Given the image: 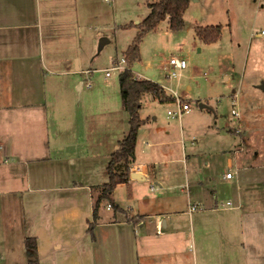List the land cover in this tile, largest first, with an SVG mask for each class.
Returning a JSON list of instances; mask_svg holds the SVG:
<instances>
[{"label":"crops","instance_id":"0c3cea01","mask_svg":"<svg viewBox=\"0 0 264 264\" xmlns=\"http://www.w3.org/2000/svg\"><path fill=\"white\" fill-rule=\"evenodd\" d=\"M130 1L143 13L124 21L121 0H0V204L17 205L16 217L6 220L2 211L1 224L7 230L13 220L22 254L3 230L0 264H29L27 237L36 239L37 264H256L262 252L264 214L251 210L243 187L261 192L264 177L242 174L235 156L242 144L230 153L190 152L181 120L190 111L175 127L158 124L144 113L157 100L144 96L128 183L111 193L119 209L102 201L89 224L110 156L128 130L119 78L93 79L92 44L125 39L128 47L136 29L122 26L140 22L153 0ZM166 60L156 68L147 60L145 71L163 70ZM132 72L186 101L187 91L161 76Z\"/></svg>","mask_w":264,"mask_h":264},{"label":"rangeland","instance_id":"374dc122","mask_svg":"<svg viewBox=\"0 0 264 264\" xmlns=\"http://www.w3.org/2000/svg\"><path fill=\"white\" fill-rule=\"evenodd\" d=\"M118 9L124 21H128L143 13L144 6H133L131 1L121 0ZM195 25H221L220 37L215 42L204 43L195 36ZM262 28L264 0L192 1L184 12L183 28L172 31L168 27L167 19L161 21L154 30L143 37L140 44L141 62H134L131 66L132 69L149 76L159 75L167 84L177 85L180 94L187 91L183 98L190 104V113L184 115L181 120L184 131L188 134L185 143L190 152L193 148L208 153L229 152L242 144L241 150L235 154L242 163V174L261 183L264 181H261L264 177V88H260V84L264 83V35L260 34ZM125 41L122 39L117 45L112 41L102 49L99 44H92L94 81L105 84L106 81L118 80L121 69L112 68V59L122 58ZM170 55L184 57L186 60L187 67L181 70L180 75L168 78L164 70L145 71L143 63L147 60L156 68L163 58ZM109 68H112V76L105 80L104 71ZM235 93L238 117H234L230 112V97ZM151 96L147 93L144 98L152 100ZM200 102L205 103L208 109L200 108ZM169 103L172 102L153 101L145 106L144 113L149 119L156 115L158 124H170L175 127L173 125L179 120L177 117L168 116L167 111L175 108ZM226 125L231 128L225 130ZM190 133L195 134L190 137ZM191 139H194V146H191ZM217 171H220L219 168ZM243 188L244 194L251 198V210L259 209L264 214V201L263 198L259 199L264 196L263 186H258L261 192L247 185ZM16 206L0 204V235L3 230L7 231L8 243L17 249L16 255L20 256L22 254L17 242L15 223L13 224V220L12 223L11 220L7 221V230L1 224L2 211L8 210L5 214L6 220L12 216L16 217ZM259 229L264 237V221L260 223ZM261 251H264L263 242ZM262 252L258 255L256 264H264Z\"/></svg>","mask_w":264,"mask_h":264},{"label":"trees","instance_id":"16d2710c","mask_svg":"<svg viewBox=\"0 0 264 264\" xmlns=\"http://www.w3.org/2000/svg\"><path fill=\"white\" fill-rule=\"evenodd\" d=\"M189 5V0H153L148 3V14L138 23L129 22L122 28H135L137 31L123 52L125 67L120 71L119 86L122 104L128 114V130L119 141V147L115 150L107 164L108 181L100 186V193L93 205V218L89 223L93 225L98 219V207L102 201H107L116 211L119 209L114 203L111 193L118 183H128L130 177V164L135 152V142L139 127L143 120L139 115V109L143 96L150 93L160 102H175L174 96L168 95L162 85L150 79L137 78L132 72L131 66L140 61V44L143 37L154 30L157 25L167 19L168 27L172 31H178L184 26V12ZM221 25H196L195 36L204 43H212L218 40L221 34ZM183 102H186L182 100ZM138 222V217H132ZM25 247L29 257V264H37L36 239L25 238Z\"/></svg>","mask_w":264,"mask_h":264},{"label":"built area","instance_id":"2783aa9c","mask_svg":"<svg viewBox=\"0 0 264 264\" xmlns=\"http://www.w3.org/2000/svg\"><path fill=\"white\" fill-rule=\"evenodd\" d=\"M260 34L264 35V28H262L260 30ZM125 67V59L124 57H122L120 60H116L114 61V65H113V69H123ZM187 67V62L185 60L184 57H178L175 55H170L167 60H166V64L163 67V70L166 73V76L168 78H175L176 76L180 75L181 70ZM112 68H109L106 70V75L110 74V70ZM205 75V73H204ZM176 102L178 104V109L177 110H168L167 114L170 117H177L180 116L182 113L184 112H188L190 110V106L187 102H183L182 99L178 98L176 99ZM230 106H231V115H233L234 117H238L239 116V110L237 108V101L236 99L231 100L230 102ZM132 170L137 171L136 168H132ZM225 178H231L233 176V173L231 170L227 171L224 174ZM229 204V202H227ZM108 207H110V205L108 204ZM157 222H161L160 218H156Z\"/></svg>","mask_w":264,"mask_h":264},{"label":"water","instance_id":"95a60500","mask_svg":"<svg viewBox=\"0 0 264 264\" xmlns=\"http://www.w3.org/2000/svg\"><path fill=\"white\" fill-rule=\"evenodd\" d=\"M260 88H264V83H261L260 84ZM199 107H201V108L202 107L207 108V105L201 102V103H199ZM140 176L141 175L139 173H132L131 174V177L132 178H136V179L141 178Z\"/></svg>","mask_w":264,"mask_h":264}]
</instances>
